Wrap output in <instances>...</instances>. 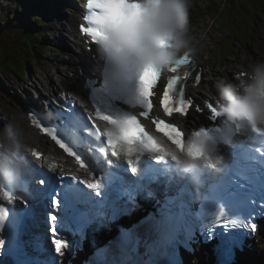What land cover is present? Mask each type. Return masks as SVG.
<instances>
[{"label":"snow or ice","instance_id":"obj_1","mask_svg":"<svg viewBox=\"0 0 264 264\" xmlns=\"http://www.w3.org/2000/svg\"><path fill=\"white\" fill-rule=\"evenodd\" d=\"M152 3H158L159 0H150ZM86 14L83 16L84 23L80 24L81 33L89 37L91 43L96 45L98 36L100 35L98 30L92 26V22L99 19H118L124 11L129 12L132 15H137L140 11V5L136 0H86L85 4ZM195 61L191 59V55L185 53L179 56L176 61L167 69L169 75L164 81V71L156 69H145L137 78L135 93L130 101L121 102L119 100L113 101V105L117 106L118 103L129 106H138L142 109L139 115L145 118L151 116V110L154 107V98L157 94L160 96L159 104L165 115L171 116L173 113H179L184 117L189 115L190 109H195L196 112L202 113L204 109L199 104H195L192 97L185 96V87L181 84V80H186L191 75L188 71H184L182 75L176 74L178 67L181 65L194 64ZM201 73H197L194 78L196 85L201 80ZM177 85H179V97L176 96ZM162 87V91L157 92V89ZM151 90V91H150ZM106 89L94 87L91 90V108L92 111L88 110V106L80 104V107L87 112V122L90 127L86 126V131L94 135L95 140L101 141L102 145L98 148V151L102 155H111L112 157H120L121 154L125 157H131L136 151V146L143 151L154 153V159L157 162H163L166 160L165 153H168V149L165 144L158 141L155 137L150 135L144 127L139 123L137 116L127 111L122 116H115L108 110H103L100 107V103H96L97 96ZM75 100V98H73ZM205 107L208 109V118L215 123L218 117L217 111L212 107L211 104L206 102ZM35 113L30 114V118ZM95 117V119H94ZM96 120L103 121L107 127L101 129L98 127ZM34 124L40 129L41 132L51 137L60 148L64 150L69 156L75 157L77 163L81 164L82 167L88 168V165L81 159L80 155L72 148V146L59 135V129L55 126H44L43 122L33 121ZM152 123L156 125L158 131H164L165 136L180 151L187 150L191 156L200 155L199 152V138L201 136H211L215 139L218 145L219 155L223 158L221 166L224 164L226 159L225 149L223 146H230L233 142L234 136L240 132L241 129H251L253 131H262L264 129L258 127H245L241 128L239 124H233L231 126V132L228 135L223 134L221 125L208 127L199 126L192 131L193 140L191 142L184 139L183 133L171 124H165L164 121L158 118H153ZM224 121L222 122V124ZM163 125V128H161ZM257 152H261V149H256ZM170 154V153H169ZM264 155V152H261ZM31 155L37 159H41V153L35 149H31ZM175 155L172 154V159L175 160ZM130 170L136 171L135 164L131 159H128ZM51 171H55L52 165L48 166ZM205 171H215V168ZM204 172L202 173L203 176ZM59 187H62L65 181H72L84 185V187L99 192L101 184L96 182H87L84 180H76L75 176L66 177L64 175L55 176ZM32 175L29 172H25V181L22 185L18 186L15 190H8L0 186V200L7 202V204H13L15 199L20 198L25 207L21 210H28V200L24 199L23 196L18 197L16 193L23 192L28 195L35 203L39 204L46 197V185L43 178L36 179L38 187L35 190L30 188ZM204 183V180H203ZM245 185L240 184L234 190L228 188H216L207 199L218 201L217 211L214 216V222L225 230L235 227L237 225L236 219H229V214L232 211H242L244 200L247 199L248 203H255L253 200L248 199L245 193H242L240 189H244ZM258 190L261 195L264 196V171L258 176ZM60 193L57 191L48 202L49 212L47 214V221L50 225L49 231L53 237L58 235L57 229V216L56 212L60 208ZM254 215V214H249ZM11 216L13 227L17 230L23 222V217L18 216L14 212V208L10 209L4 204L0 203V233L4 231L6 222ZM240 226L249 229V234L255 231L256 224L252 223L248 218H240ZM8 243L10 253L14 251L15 244L13 241H6L4 238H0V250L3 249L4 245ZM52 244L55 245V252L57 256L64 255V248L67 247V242L61 239H52ZM2 252V251H0Z\"/></svg>","mask_w":264,"mask_h":264},{"label":"clouds","instance_id":"obj_2","mask_svg":"<svg viewBox=\"0 0 264 264\" xmlns=\"http://www.w3.org/2000/svg\"><path fill=\"white\" fill-rule=\"evenodd\" d=\"M137 3L140 5L137 15L124 11L118 19L92 22L100 34L95 46L102 65L139 76L145 69L166 71L185 53L197 55L202 45L189 32L191 0H159L158 3L138 0ZM98 72L103 77V71ZM214 87L217 114L224 121L221 125L224 135L230 134L233 124L264 129V60L252 62L243 78L235 81L220 78ZM31 136L22 117L0 130V186L15 190L25 181L26 164L20 154L28 151ZM193 139L190 134L188 141ZM199 145L201 154L196 156L171 145H166L168 153H165L176 175L186 178L194 188L203 185L205 170L215 168L219 172L223 160L213 137L201 136ZM136 151L145 153L139 146Z\"/></svg>","mask_w":264,"mask_h":264},{"label":"rangeland","instance_id":"obj_3","mask_svg":"<svg viewBox=\"0 0 264 264\" xmlns=\"http://www.w3.org/2000/svg\"><path fill=\"white\" fill-rule=\"evenodd\" d=\"M23 1L0 0V29L3 27V23H7L8 19L5 15H13V17L20 19L25 26L36 28L37 31L43 33L48 32L49 34H45L44 38L46 42L48 40L51 50L49 49L50 51L47 52L34 51L38 54V58L36 62L29 64V73L25 80H21L9 72L0 74V130L12 124L15 119L20 118L18 111H22L24 116L26 115L27 107L24 101L27 98L30 99L31 103L35 99L41 101V97L61 95L63 92L61 83L57 80L59 74L62 73L65 80L71 77L69 68H66L71 63V53L65 51L64 43L61 42V36L63 35V41H66V36L62 33L61 28L64 19L67 17L64 15L66 14L69 17L71 10L64 8L61 10V14L54 15L47 22L45 14L41 12L42 16L36 15L35 11L31 9L33 5H28V3L26 5ZM190 5H194V0H191ZM208 12L203 8L193 10L189 7V32L197 40L204 39L206 42V45L204 44V58L208 63L206 71H209L212 75L206 85L214 86V83L222 78L223 74H231L236 70H242L243 65L247 66L254 61L264 60V18L257 19L247 35L235 39L231 30L222 33L226 29L224 25L220 21L213 23L209 19V15H206ZM33 18L38 22H35ZM10 21H12V18ZM226 35H229V37L225 38ZM226 39L233 42L230 49L220 45L221 41ZM221 47L223 50L219 51ZM64 64L66 65L64 66ZM79 98L82 99V97ZM21 105L25 111L21 110ZM191 123V120H187L188 126ZM26 124L23 119V125L29 130V126ZM22 152L25 156H28V151ZM261 236V244H256V248L260 250V253L256 259L250 260L251 264H264V232Z\"/></svg>","mask_w":264,"mask_h":264},{"label":"bare ground","instance_id":"obj_4","mask_svg":"<svg viewBox=\"0 0 264 264\" xmlns=\"http://www.w3.org/2000/svg\"><path fill=\"white\" fill-rule=\"evenodd\" d=\"M23 3L26 4V5H27V3H28V5H33L31 9H34L35 6H38L39 9H41L43 12H45L48 20L50 19V17L53 14L57 13L56 12V10H57L56 0H24ZM67 7L71 10V15L68 18H66L64 20V23L61 25L62 33L67 36L66 41H63L64 40V35L61 36V42L64 43L63 45L65 46V51L67 50L69 52L70 51L69 46H71V47L77 49L79 54L78 53H75V54L71 53V56H72L71 59L73 60L74 65H70V66L67 65L66 68H69L70 72H73V76L74 77L72 79H69L70 81H74L76 79L82 80V77L80 76V73L78 72V68L76 67V65H80V64L89 65V64H91V60L89 59L88 53L85 51V48L82 46L83 45L82 44V38L79 37L78 32L76 31V27H75L76 23H77V17H78V7L74 3L73 4L72 3L68 4ZM14 19H15V17H14ZM3 24L5 25L6 23H3ZM16 24H17V26H21V27L25 25V24H23V22H18ZM200 43H201L202 47H201L200 51L197 53V55L194 57L195 66L196 67H198L201 64H207V61L204 58V55H205V46H204V44L206 45V42L203 39V40L200 41ZM65 65L66 64H64V66ZM243 71H245V70H243ZM57 80L61 83V86H63L64 89L69 94L73 95L74 98L77 99L78 102H79V98H78L79 91H77L76 87L71 86L68 83L64 82L66 80L63 77L62 73L58 75ZM188 83H189V81L187 82L188 92L193 93L192 89L188 87ZM49 88H51V87H49ZM200 89H204V88L201 86ZM29 100L30 99L27 98L24 101L25 102V106L27 107L26 108L27 111H30L32 109H37V110L44 109L45 106L41 107L38 99H35V101L31 102V103H30ZM22 105H23V101H22ZM22 105L20 106L21 110L25 111L24 109H22L23 108ZM28 109H30V110H28ZM18 115L20 117H22L25 120V122L28 124L27 120H29L28 118H30V115H29L28 112H26V115L24 116L22 111L21 112L18 111ZM73 116L75 117L74 112H73ZM31 119H32V116H31ZM66 120H70V113L69 112H67ZM175 122L178 125H180V127H182V128L185 127V123H184L183 118L176 119ZM79 130H81L80 126H79V128H77L78 133H79ZM28 131L32 134L30 140L28 141V148H29L28 151L31 152L32 148H40L41 151L46 153V158L42 161V163H37L38 165H42L43 167H45L47 170H49L52 173H53V171H51L49 169V167H48L49 165H52L54 167V169H55L54 172H56V170H58V169H66L68 166L71 165V163L67 159H62L59 156V155H61V153L57 152L54 149L53 145L50 143V141H49V139L47 137L43 138V137L39 136L37 134V131L34 128H30L29 127ZM66 135H69V134H66ZM79 136H80V134H79ZM80 138H81V136H80ZM81 141H82L81 147L83 149H86L87 142L83 141L82 139H81ZM230 148L233 150L232 147H230ZM51 149H53V154H51V152H50ZM232 153H234V151H232ZM20 155H21V158H22L23 161H27L28 163H31V162L33 163V161L30 159V157L25 156L23 152H21ZM234 156H235V159L238 158V155L236 153L234 154ZM251 178H253V180H256V179H254V177H251ZM35 187H37V186H35ZM262 207H264V203H262ZM186 224L188 226H191L190 228H192V230H194V223L191 220L189 222H186ZM43 230H44V234H43L42 239H45V240L50 239L51 236H52V233L49 231V226L47 224H44ZM247 252L248 251H244L243 255L247 256ZM249 259L247 258V264H251ZM214 262L218 263L219 260L218 259H214Z\"/></svg>","mask_w":264,"mask_h":264},{"label":"trees","instance_id":"obj_5","mask_svg":"<svg viewBox=\"0 0 264 264\" xmlns=\"http://www.w3.org/2000/svg\"><path fill=\"white\" fill-rule=\"evenodd\" d=\"M200 1L205 3L206 6H212V17L214 18L222 15L225 8H230L231 11L225 10L227 11V20L224 23L228 27L227 29L233 30V33L234 31L237 32L238 35L248 33L252 30L256 20L264 16V0ZM33 32H36V29L15 26L9 22L3 29H0V74L9 72L21 80L26 78L28 64L34 59L29 51L31 47L42 50V52L47 49L43 36L38 34L39 39L34 38L31 34ZM34 40H36V45L32 42ZM226 46L230 48V42Z\"/></svg>","mask_w":264,"mask_h":264}]
</instances>
